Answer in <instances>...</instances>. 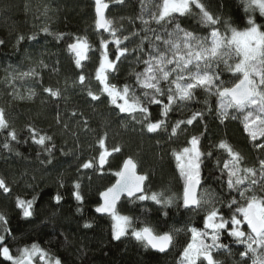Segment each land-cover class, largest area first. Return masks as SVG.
Returning a JSON list of instances; mask_svg holds the SVG:
<instances>
[{
    "label": "trees",
    "instance_id": "16d2710c",
    "mask_svg": "<svg viewBox=\"0 0 264 264\" xmlns=\"http://www.w3.org/2000/svg\"><path fill=\"white\" fill-rule=\"evenodd\" d=\"M108 3V19L120 27L119 35L130 36L121 45L128 47L129 53L116 63L115 71L109 72V81L119 87L128 84L140 94L136 73L143 70L140 59L146 57L139 47L148 49V41L141 42L145 25L140 17L149 0H143V9L142 0L122 3L108 0ZM202 3L220 18L217 27L221 31L225 21L241 30L247 27L249 14L245 13L242 0H202ZM250 14L258 24L264 25V17L258 11ZM176 22L197 35L205 36L211 31L210 26L201 22L199 10L195 8L191 14L176 15ZM125 23L132 27L130 33L123 30ZM151 27L160 28L155 23ZM44 28L48 31L44 32ZM105 33L96 29L92 0H0V40L4 41L0 44V108L5 110L10 129L17 132V140L12 141L7 136L8 130H0V178L11 190L4 193L0 189V214L7 219L6 225L0 222V235H5L4 243L14 256L35 243L52 257H58L61 264H179L183 248L190 240L187 228H203L204 213L182 206L184 180L174 151L188 147L193 135L200 137L201 151L205 154L211 151L212 155L202 157L198 194L205 189L214 191L223 201L217 207L228 217L232 210L226 203L237 193L229 192L226 176L217 167V160L223 166L227 153L214 146L221 140L226 141L243 156L244 166L255 168L264 159V150L254 147L239 113L230 110L229 118L221 123L217 98L202 89L196 90L193 100L175 104L167 117L168 130L157 133L147 132L130 115L120 113L106 95H101L99 101L92 100L89 90L100 94L95 71L103 52L101 40ZM20 36L24 39L18 42ZM32 36L35 39H29ZM76 37H86L90 45L88 59L82 61V67L76 66V58L68 49ZM116 51V46L109 44L110 59L115 60ZM23 72L33 74L22 77L19 74ZM81 74L86 77L83 85L78 81ZM222 79L233 81L228 72ZM47 87L59 89L61 95L50 96L44 91ZM149 109L153 121L161 119L162 105L153 104ZM196 111L204 113L203 119L192 125H181L178 134L169 138L171 127ZM141 118L137 114L136 119ZM29 126L52 138L46 142L51 153L45 146L33 142ZM105 136L106 147L111 150L119 146L120 151L107 158L104 170L98 165L82 169L84 162L98 158L102 151L98 141ZM6 142L9 148L3 147ZM129 157L136 162L139 173L147 177L145 194L162 193L164 198L174 197V202L165 206L150 199H124L117 211L131 217L136 228L151 226L160 234L172 232L173 245L166 254L145 247L131 236V229L120 240L113 239L111 217L95 213L100 192L115 183L113 173ZM77 182L82 203L73 195ZM57 194L62 197L59 203L54 199ZM17 198L33 200L32 216H23L22 209L17 207ZM86 224L91 227H85ZM221 239L230 251L219 250L214 254L220 264H245V260L246 264L250 263V259L242 260L239 255L243 245L227 235ZM0 264L10 262L0 257Z\"/></svg>",
    "mask_w": 264,
    "mask_h": 264
},
{
    "label": "snow or ice",
    "instance_id": "6c2138e0",
    "mask_svg": "<svg viewBox=\"0 0 264 264\" xmlns=\"http://www.w3.org/2000/svg\"><path fill=\"white\" fill-rule=\"evenodd\" d=\"M116 2L122 3L123 0ZM149 2L152 9L148 12V18L145 19L143 15L140 17L145 25L141 42L148 41V49L145 51L143 47H139V51L146 58L140 59L144 68L136 73L137 87L141 89L140 94H137L136 89L128 84L119 87L109 81V72L115 71L116 63L129 53V48L121 45L128 41L130 36L118 35L119 29L114 26L113 20L106 17L105 11L109 8V3L106 0H94L96 29L108 32L112 39L101 40L103 52L95 71V80L101 86L100 94L89 90L88 95L96 101L100 100L101 95H106L120 113L130 115L147 132L157 133L168 130L167 117L175 104L193 100L196 90L202 89L217 98V115L221 123L229 118L230 110L239 113L242 116L244 131L254 147L264 150V25L258 24L255 17L250 14L258 11L260 16L264 17V0H242L244 11L249 14L247 27L241 30L225 21L223 31L217 27L221 23L220 18L209 12L202 0H149ZM143 7L142 0V9ZM193 8L199 10L201 22L211 27V31L205 36L188 31L176 22V14L180 16L191 14ZM153 23L160 26L159 30L151 27ZM43 31L47 32L48 29L44 28ZM23 39V36L18 37V42ZM29 39H35V36ZM2 43L4 41L0 40V44ZM109 44L116 46L115 60L109 57ZM89 48L86 37H76L75 42L68 45L69 51L75 54L77 67H82V61L88 59ZM225 72L233 77L231 83L222 79ZM32 74L23 72L19 75L25 77ZM85 80L83 74L78 77L82 85ZM44 91L52 97L61 95L59 89L53 90L51 87L44 88ZM163 98H166L167 103H164ZM153 104L162 105L161 119L155 121L152 120L149 109ZM137 114L142 118L137 120ZM203 116V112L196 111L188 119L177 121L171 127L169 138L178 134L181 125H192L194 121L202 120ZM232 118L235 119L236 116L233 115ZM59 122L58 115L57 123ZM9 129L5 110L0 108V130H8L7 136L16 141V130ZM29 131L33 142L45 146V150L51 153L46 142L52 138L37 133L31 126ZM105 140L106 136L98 141L102 149L98 158L84 162L80 166L82 169H93L98 165L99 169L103 170L108 162L107 158L113 152L120 151L119 146L109 150ZM188 144V147L182 148L179 152L174 151L177 167L184 180L180 199L185 209L203 212L204 216L203 228L196 226L187 228L190 240L183 248L179 264H220L214 254L219 250L230 251L228 245L222 243L223 235L244 246V250L239 253L242 260L247 258L251 260V264H264V159L259 160V168L246 167L242 163L243 156L226 141L221 140L214 146L227 153L228 158L223 161V166L220 167L221 162L217 160V167L220 168L221 175L226 176L225 183L229 192L237 193V196H233L226 203L232 210L231 215L226 217L217 207V204L223 201L214 191L205 189L200 194L197 191L202 179V157L211 156L212 152L205 154L201 151L199 136L193 135ZM3 147L9 148L10 145L6 142ZM48 162L51 163V160ZM136 169L137 164L134 160L131 157L127 158L121 169L113 173L116 177L115 183L100 192L102 203L95 211L111 217L113 239L120 240L121 237L128 235L131 229V236L145 247L165 252L173 245L172 232L160 234L151 226L136 228L131 217L119 214L116 209L117 202L124 195L141 201L150 199L165 206H170L174 202V197L164 198L162 193L145 194L143 185L147 177L138 174ZM74 188L75 199L82 203L80 184L77 182ZM257 188L260 190L257 191ZM0 189L4 193L11 191L3 178H0ZM54 199L59 203L62 197L57 194ZM17 207L22 209L25 218L33 215V200L17 198ZM0 222L7 224L3 214H0ZM85 227L91 225L86 224ZM5 232L9 230L5 228ZM4 242L5 235H0V257L10 264H61L58 257H52L38 244L34 243L19 250L14 256Z\"/></svg>",
    "mask_w": 264,
    "mask_h": 264
},
{
    "label": "water",
    "instance_id": "95a60500",
    "mask_svg": "<svg viewBox=\"0 0 264 264\" xmlns=\"http://www.w3.org/2000/svg\"><path fill=\"white\" fill-rule=\"evenodd\" d=\"M92 2H93V4H94V15H95V20H96V14H95V3H94V0H92ZM106 2L108 3V0H106ZM105 15H106V17L108 18V9L105 11ZM100 32H105L103 29H100L99 30ZM135 162V161H134ZM136 163V162H135ZM123 165V164H122ZM105 166H106V164L104 165V168H103V170L105 169ZM122 167V166H121ZM136 171H137V173L138 174H140L139 173V171H138V166H137V169H136ZM140 175H143V174H140ZM146 182H147V179L144 181V190H145V186H146ZM199 189H200V187L198 188V193H199ZM124 199H128V200H132V199H135V198H129V197H127L126 195H124V196H121V198H120V200L117 202V205H116V209L118 210V207H119V205L121 204V202L124 200ZM102 203V200H101V198H100V204ZM95 213L98 215V216H101V217H110L108 214H100V213H97L96 211H95ZM150 248V247H149ZM152 251H154V252H157V253H160V254H166L168 251H169V249L167 250V251H165V252H159V251H157V250H155V249H152V248H150Z\"/></svg>",
    "mask_w": 264,
    "mask_h": 264
},
{
    "label": "rangeland",
    "instance_id": "374dc122",
    "mask_svg": "<svg viewBox=\"0 0 264 264\" xmlns=\"http://www.w3.org/2000/svg\"><path fill=\"white\" fill-rule=\"evenodd\" d=\"M109 5H110V3H109ZM152 9V4L149 2L147 5H146V7H145V10H144V12H143V16H144V18L145 19H147L148 18V12H149V10H151ZM176 15H179V14H176ZM125 25V29H123V30H125V32H128L129 31V33H130V31H132V27L130 26V25H128V24H124ZM115 26V25H114ZM118 29H119V31H118V35L119 34H121V30H120V27H117ZM99 31V30H98ZM101 33H103V32H101ZM103 39L104 40H111L112 38H111V36L109 35V33L108 32H106L105 34H104V36H103ZM103 50V49H102ZM73 55H74V57H75V54L74 53H72ZM76 58V57H75ZM137 66H139V65H137ZM140 67V66H139ZM202 165V164H201ZM182 178V177H181ZM183 179V178H182ZM202 183V182H201ZM245 230H247L246 229V227H245ZM250 263L249 264H251V260L249 261Z\"/></svg>",
    "mask_w": 264,
    "mask_h": 264
},
{
    "label": "flooded vegetation",
    "instance_id": "af4514ba",
    "mask_svg": "<svg viewBox=\"0 0 264 264\" xmlns=\"http://www.w3.org/2000/svg\"><path fill=\"white\" fill-rule=\"evenodd\" d=\"M201 178H202V174H201ZM201 182H202V179H201ZM246 227V226H245Z\"/></svg>",
    "mask_w": 264,
    "mask_h": 264
},
{
    "label": "clouds",
    "instance_id": "9594fccd",
    "mask_svg": "<svg viewBox=\"0 0 264 264\" xmlns=\"http://www.w3.org/2000/svg\"><path fill=\"white\" fill-rule=\"evenodd\" d=\"M201 186V185H200Z\"/></svg>",
    "mask_w": 264,
    "mask_h": 264
}]
</instances>
